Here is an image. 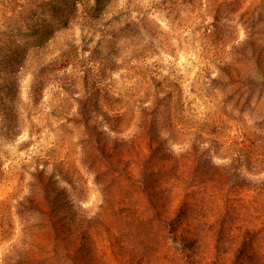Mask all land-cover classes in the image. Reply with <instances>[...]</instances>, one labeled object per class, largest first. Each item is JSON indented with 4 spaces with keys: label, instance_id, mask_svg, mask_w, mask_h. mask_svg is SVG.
<instances>
[{
    "label": "rangeland",
    "instance_id": "374dc122",
    "mask_svg": "<svg viewBox=\"0 0 264 264\" xmlns=\"http://www.w3.org/2000/svg\"><path fill=\"white\" fill-rule=\"evenodd\" d=\"M130 140L175 169L153 209L85 157ZM39 171L84 263L264 264V0H0V264L37 252Z\"/></svg>",
    "mask_w": 264,
    "mask_h": 264
},
{
    "label": "trees",
    "instance_id": "16d2710c",
    "mask_svg": "<svg viewBox=\"0 0 264 264\" xmlns=\"http://www.w3.org/2000/svg\"><path fill=\"white\" fill-rule=\"evenodd\" d=\"M132 27V22H129L125 29L129 30ZM134 27V25H133ZM129 28V29H128ZM159 101V99L157 98ZM156 115V111L154 112ZM167 117H163V124L165 125ZM146 125V123H145ZM165 127V126H164ZM144 127L141 132H146L156 130L159 139H163L162 129L159 126V130L155 127ZM116 130L117 132L120 130ZM147 136V135H146ZM152 139V137H148ZM129 139V138H128ZM127 140H123L124 143ZM131 143V144H130ZM133 140H130L129 144H124L121 148L112 147L113 150H109L104 143L90 144V149L94 151L89 152L87 149L86 159L90 162V168L92 167L95 171L102 173V175H110L109 186L111 188L114 182L117 184L119 190L123 189L127 192H132L133 195L137 197H144L147 203L153 209L154 198L159 194V191L166 194L167 196V186L177 183V175L174 167L169 168V162L161 157L160 146L151 148V144L147 143V147L137 149L135 153H131L130 157L124 159L120 158L116 154L119 150H129L133 148ZM116 157V160H114ZM154 157V158H153ZM56 167V166H55ZM62 172L59 175L62 176ZM36 177V182L33 184V189L30 190V195L32 197H37V200L42 202L46 210L39 208L37 203H31L29 198L30 195L25 196L23 200L20 201L17 211L21 216V223L23 228H27L28 221H32L31 235L36 237L37 243L34 245L36 248L35 255L26 254L24 257L18 259L14 264H89L86 260L84 263V257L82 255V241L81 233L79 236H74L73 231L77 229L71 227L65 232L62 230L65 222L64 218L57 217L60 212H62V206L60 195L56 192L55 186L52 184L53 180L51 176L44 181V174L39 171ZM35 189V190H34ZM39 192V193H38ZM122 192V191H121ZM27 200V201H26ZM28 204V207H24L23 203ZM28 202V203H27ZM184 206V204H182ZM119 218H121L124 224H134L139 228L144 225H151L152 222H156L160 227H162L161 219L158 217L159 213L153 211L152 216H145L144 211L136 208L132 215L123 213L118 207L117 212H115ZM55 216V220L53 219ZM30 218L29 220H27ZM32 218V219H31ZM25 225V227H24ZM80 226V225H79ZM141 226V227H140ZM25 228V229H26ZM120 228V227H119ZM122 230V228H120ZM83 229V234H84ZM74 242V243H73ZM68 243L71 245H76L75 251H69Z\"/></svg>",
    "mask_w": 264,
    "mask_h": 264
}]
</instances>
